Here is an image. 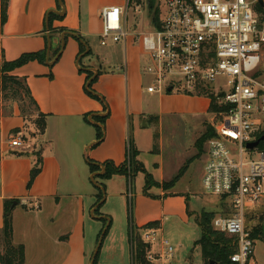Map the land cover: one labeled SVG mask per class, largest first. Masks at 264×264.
Wrapping results in <instances>:
<instances>
[{"label": "crops", "instance_id": "0c3cea01", "mask_svg": "<svg viewBox=\"0 0 264 264\" xmlns=\"http://www.w3.org/2000/svg\"><path fill=\"white\" fill-rule=\"evenodd\" d=\"M126 1L9 2L8 19L0 36V58L15 60L25 52L40 51L47 47L45 63L31 61L13 71L27 79L39 112L46 115V130L39 132L34 123L36 115L29 122L22 116L17 103L4 104L0 115V234L4 225V203L6 200H15L12 209L13 239L16 244L25 247V264H95V252H88V239L93 236L94 226L90 225L88 231L87 217L90 215L92 219L103 221L101 232L109 221L110 227L114 222L111 214L100 212L102 203L98 202L97 196L99 185L103 187L102 183L106 185L107 196L119 200L123 206L128 204V198L132 200L128 235L133 223L141 229L149 222L159 220L161 225L156 228L158 233L164 231L168 217L179 213L187 218L186 193L174 188L180 179L168 191L153 193L149 189L148 192L156 196L153 197L144 192L145 173L142 188L138 192H128L124 184L125 179L128 181L130 178L125 175L101 180L97 173L91 171V162H125L131 130L137 136L134 137V144L140 155L138 137L143 132L142 125L145 126L151 119L161 121L166 113L163 108L167 94L151 93L147 87L146 90L143 87V77L146 76L143 66L147 55L134 36H130L126 42L114 43H123L125 47L126 63L121 69L116 67L118 72L107 67L102 57L93 51V44L100 40L103 29L101 9L109 5L125 7ZM144 3L147 5L146 0L131 1L129 26L133 31L148 28L151 16L149 10L147 17L142 12ZM51 12L60 16L53 21L55 32L45 30ZM77 36L88 42L82 54H79L80 41ZM49 43L51 49L48 51ZM62 45L61 54L54 55V50ZM90 50L92 53L87 55ZM47 60L54 63L51 65ZM88 71L97 75L93 89L100 96L99 99L86 91ZM155 94L158 95V106L153 97ZM209 102L210 99L203 110L207 113ZM98 114L107 115L103 127L104 138L100 143H97L94 119ZM17 132L26 136V144L21 149L12 148L9 143L11 136ZM39 157L43 160L42 169L29 186L31 171ZM157 171L161 172L159 168ZM152 175L155 180L163 182L161 175ZM115 183L121 184L118 189L114 187ZM104 220L107 221L106 225ZM163 239L159 250H154V243H150L149 252L155 256V264H161L160 260L163 259L160 257L164 250ZM96 258L98 260V255ZM97 262L111 264L107 261Z\"/></svg>", "mask_w": 264, "mask_h": 264}, {"label": "built area", "instance_id": "2783aa9c", "mask_svg": "<svg viewBox=\"0 0 264 264\" xmlns=\"http://www.w3.org/2000/svg\"><path fill=\"white\" fill-rule=\"evenodd\" d=\"M105 6L100 11L101 44L126 42L130 36L142 45L147 59L144 74L148 92L211 93L225 107V117L213 126L215 135L204 146L202 183L206 194L218 196L226 208L218 211L212 226L235 238L236 264H255V239L247 228V210L264 201V149L248 148L264 127V20L259 0H165L159 7L160 23L152 18L148 31H133L129 8ZM12 148L26 144L22 132L9 140ZM253 154L256 159L245 157ZM157 229L143 238L156 240ZM161 258L174 247L167 239ZM150 260L155 256L149 252Z\"/></svg>", "mask_w": 264, "mask_h": 264}, {"label": "rangeland", "instance_id": "374dc122", "mask_svg": "<svg viewBox=\"0 0 264 264\" xmlns=\"http://www.w3.org/2000/svg\"><path fill=\"white\" fill-rule=\"evenodd\" d=\"M163 2L165 0H158V5L162 6ZM147 5L144 3L141 8L146 17L148 15ZM132 11L133 8L130 9V23L132 21ZM144 31H148V29ZM93 51L99 54L105 65L114 71H117V66L121 69L126 63L123 43L117 45L109 43L103 46L100 40H96L93 44ZM142 83L146 90L147 85L150 83L147 75L143 77ZM165 93L167 95L164 99L163 112L166 113H164L163 119L161 121L151 119L146 122L145 126L142 125L144 133L142 132L138 137L139 156L148 173L162 176L161 180L163 182L155 180L159 186L150 188L153 193L170 190L171 188L165 189V183L173 180L183 166L187 162H191L186 173L174 187L176 190L186 193L185 213L187 218L179 213L174 217H168L164 231H160L155 235L156 240L153 241L152 247L154 250H159L161 238L167 239L169 244L174 247L173 255L168 259L160 260L161 264H203L201 250L199 247H195L194 244L195 240L200 237V228L196 218L200 216L202 211H217L218 213V211L226 208V204H223L218 196L205 193L202 179L206 156H203V151L196 143L206 129L207 124H214L215 121L212 114L203 111L208 105V97L183 91ZM202 96L203 98H201ZM153 97L156 98V106H158V95L155 94ZM28 120L29 122L32 121V117L29 116ZM135 136L131 130L129 132V143L130 141L135 142ZM245 158L247 160L256 159L257 155H248ZM158 168L161 170L160 173L157 171ZM144 183V174L139 173L133 181L132 179H128V181L125 179L124 189L128 192H138ZM120 185L115 183L114 187L118 189ZM105 197L106 200L101 204L100 212L111 214L114 222L104 237L98 260L100 262L107 261L111 264H132L131 247L128 240L132 200L128 198V204L123 206L119 200L107 196V191ZM247 212V228L250 232L258 228L255 235L257 239H255L253 261L255 264H264V201L248 209ZM90 225L94 226V230H92V238L88 239V252L93 254L96 251L98 236L104 223L102 220L92 219L88 215V231ZM145 232L146 230L142 229L141 235L143 236Z\"/></svg>", "mask_w": 264, "mask_h": 264}, {"label": "trees", "instance_id": "16d2710c", "mask_svg": "<svg viewBox=\"0 0 264 264\" xmlns=\"http://www.w3.org/2000/svg\"><path fill=\"white\" fill-rule=\"evenodd\" d=\"M10 0H0V36L2 33V28L8 19V7ZM148 4L149 15L151 16L153 22L157 25L160 23V10L158 7V0H146ZM60 6V4H58ZM257 11L262 15L264 20V7L259 3L256 6ZM49 23L46 24L45 30L50 32H55L53 27V21L55 18H60L59 15L55 13L49 14ZM60 31H64L61 29ZM80 41V52L82 54L87 49L88 42L81 36H77ZM64 45L58 47L54 50V55L61 54ZM91 50L87 55H90ZM47 58V47L40 51L25 52L20 57L15 60H7L4 57L0 58V115L4 106V103L19 105L22 116L28 119V117H34V123L39 130V132H44L46 130L47 122L46 115L39 112V106L37 101L33 97L31 89L29 88L27 79L25 77L16 75L13 71L31 61H39L45 63ZM92 71L87 72V82L88 88H86L87 93L95 98H100L99 95L94 91L93 84L97 80V75ZM53 77V74L49 75ZM200 95H204L210 99V105L208 112L213 115L214 121H218L225 117V107H220L216 104V97L207 92H203ZM7 101V102H6ZM107 110V107L105 108ZM36 112V113H35ZM96 121L95 126L97 127V139L100 143L104 138L103 127L106 123L107 115H96L94 116ZM88 120V119H87ZM215 129L213 124H207L206 129L203 134L197 140V145L204 152V146L206 141L215 135ZM263 137L260 142L259 148L264 149V127L257 136V139ZM139 150L136 148L134 142L129 143L127 150V158L124 163L116 164L112 160H107L103 163H93L91 162V171L97 173V177L101 180H107L115 175H125L126 177L133 179L138 173H145L146 184L144 192L148 195L156 197L148 192V190L153 186H159L155 181L154 176L148 173L145 169L144 164L138 160ZM42 157L38 158L36 165L31 171V177L28 185L30 186L37 175L42 169ZM190 162H187L185 166L178 172L174 179L168 183H165V189L173 187L176 182L185 174L189 167ZM105 167L103 172L102 168ZM102 188L99 187L98 202H100L106 195V185L102 183ZM15 200H6L4 203V225L1 230V244L2 251H0V263L1 264H25V247L22 244H16L13 239V218L12 209ZM225 207V206H224ZM225 209V208H224ZM217 211H202L200 216L196 218V222L201 229V237L195 242V247L201 249L204 264H236L231 261L230 256L236 251L235 238L228 237L222 232L214 229L212 226L213 219ZM105 224L107 223L106 220ZM161 222L159 220L149 222L141 229H153L160 228ZM110 227V226H109ZM141 229L131 224V230L129 234V240L132 247V264H155L149 258L150 244L146 242L141 235ZM258 228H255L251 234L254 239ZM107 229L105 235L108 233ZM103 232V231H102ZM100 233L99 239L102 235ZM105 237V236H104ZM97 258L95 264H98Z\"/></svg>", "mask_w": 264, "mask_h": 264}, {"label": "water", "instance_id": "95a60500", "mask_svg": "<svg viewBox=\"0 0 264 264\" xmlns=\"http://www.w3.org/2000/svg\"><path fill=\"white\" fill-rule=\"evenodd\" d=\"M258 3H259L262 7H264V1H263V0H259ZM60 13L63 14L64 12H60ZM50 49H51V43H49L48 51H49ZM87 51H88V50H87ZM47 62H48L49 64H51V65L54 63V61H49V60H47ZM262 139H263V137H261V138L255 140V141L249 142L248 145H247L248 148L253 149V148L258 147V146L260 145V142H261ZM103 170H105V167H103ZM93 179H94V178H93ZM99 187H101V186L99 185ZM101 188H102V187H101ZM105 200H106V197L104 196V198L100 201V203H103ZM109 222H110V221H109ZM109 222H108L107 226L105 227V229H104L103 232H102V235H101V237H100V240H99L98 246H97L96 251H95L94 256H93V262L96 260V257H97V255H98V253H99V250H100L101 246H102V243H103V240H104L105 233H106V231H107V229H108V227H109V225H110ZM211 264H215V262H211Z\"/></svg>", "mask_w": 264, "mask_h": 264}]
</instances>
